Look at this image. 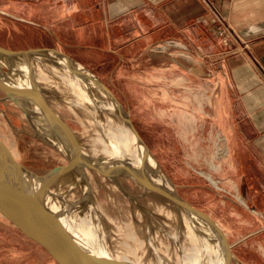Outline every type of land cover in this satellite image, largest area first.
<instances>
[{
  "label": "rangeland",
  "instance_id": "rangeland-1",
  "mask_svg": "<svg viewBox=\"0 0 264 264\" xmlns=\"http://www.w3.org/2000/svg\"><path fill=\"white\" fill-rule=\"evenodd\" d=\"M96 3L0 0V45L15 50L56 48L85 65L128 111L168 183L222 228L234 254L233 264H264V210L245 198L237 166L229 159L223 121L216 117L219 93L215 95L213 78L203 64L206 57L192 55L176 40H134L142 32L133 19H124L118 33L116 22L106 19L105 8ZM43 57L31 59L42 93L72 127L83 149L92 153L95 140L105 135L106 119L94 104H77L78 98L60 76L37 67ZM0 58L4 74L6 70L10 74L8 58ZM12 76L29 81L24 71ZM25 104L30 113L0 87V138L19 162L43 175L67 164L73 153L69 145H57L33 100L26 98ZM30 120L49 130L45 137L36 133ZM87 169L91 183L77 181V168L52 184L51 199L59 207L70 205L66 213L72 224L96 202L109 255L126 264H182L186 251L198 245L173 202L144 193L130 176L119 175L125 187L121 190L109 176ZM54 193L61 194L59 200ZM0 264L58 263L0 213Z\"/></svg>",
  "mask_w": 264,
  "mask_h": 264
},
{
  "label": "crops",
  "instance_id": "crops-1",
  "mask_svg": "<svg viewBox=\"0 0 264 264\" xmlns=\"http://www.w3.org/2000/svg\"><path fill=\"white\" fill-rule=\"evenodd\" d=\"M96 4L105 8L106 19L116 22L118 33L124 19H133L142 32L134 40H176L192 55L206 57L203 64L213 78L215 95L219 93L216 117L223 121L229 159L237 166L245 198L264 210V0H97ZM223 26L229 28L227 44L220 33Z\"/></svg>",
  "mask_w": 264,
  "mask_h": 264
},
{
  "label": "water",
  "instance_id": "water-1",
  "mask_svg": "<svg viewBox=\"0 0 264 264\" xmlns=\"http://www.w3.org/2000/svg\"><path fill=\"white\" fill-rule=\"evenodd\" d=\"M47 52H51L55 56L75 66L79 64L88 72L87 77L94 82L95 87L106 93L115 102L119 113L125 118L133 131L138 145L143 147L145 156L152 163L150 170H147L145 167L134 169L130 171L131 175L150 184V188L161 194L164 198L175 203L188 214L196 216L205 222L220 239L221 248L227 256L226 264H233L234 254L222 228L211 215L193 206L168 183L162 175L159 164L152 154L151 149L131 120L128 111L115 94L91 70L72 56L56 48L34 47L15 50L0 45V57L6 58L23 57L31 61L33 57L47 54ZM29 79V82H31L30 86L25 84L16 88L11 85H5L0 77V87L9 98L15 99L18 105L27 113H30L31 110L26 108V98L33 100L34 103H38L39 105L35 106L34 109L38 113L41 112L46 125L53 132L55 131L59 134L55 128V124L64 126L62 121L52 107L43 103L42 96L40 100H36L40 90L36 85L34 74ZM65 128L68 132L69 139L67 138L65 140L64 137L63 141L66 145L72 146L71 149L76 150L77 153H74L69 158L67 164L49 169L43 175H38L30 171L24 164L19 162L13 156L5 142L0 138V213L11 224L17 227L24 236L45 249L58 264H126L119 259L99 252V250L78 238L72 229L75 228L76 223L74 222L72 224L71 219L67 218L66 212L69 207L63 208L57 206V209H53V203L56 202L51 199V186L59 176H63L73 169H76V157H78L80 162L78 164L79 168L89 167L108 175L96 163L90 161L86 154L85 158L82 156L80 150L81 144H79L77 138L75 139V133L67 125ZM61 138L63 139V137ZM158 176L162 178V183H159L155 179Z\"/></svg>",
  "mask_w": 264,
  "mask_h": 264
},
{
  "label": "bare ground",
  "instance_id": "bare-ground-1",
  "mask_svg": "<svg viewBox=\"0 0 264 264\" xmlns=\"http://www.w3.org/2000/svg\"><path fill=\"white\" fill-rule=\"evenodd\" d=\"M40 56H44L45 58L43 57L39 59V63L37 62V67L39 66L46 70H51L55 74L60 76L64 80L63 82H65L68 89H71V91L74 92L73 95L75 96V98L76 99L78 98L76 101L77 104L88 105L89 107H90V104L91 105L94 104L96 109L101 110V114H103V117L106 119L105 125L107 126V129L104 132L105 133L104 137L100 135L99 138L95 140V141H98L97 144L103 145L102 149L101 150L98 149L100 145L97 146L96 144L94 145V149L92 148V153H87L83 149V146H81L80 150H81L82 156L85 158V154H86L89 160L92 161L93 163H96L100 169H103L104 172L108 174V175L106 174L104 175L109 176L113 181H115L116 185L121 190H124L125 187L121 179L119 178L120 177L119 175H126V176L132 177L136 183H139L140 185H142L144 189V193L155 194V196H158L159 198H163L161 194H159L158 192L150 188L149 186L150 184L145 183L143 180L135 178L133 177V175H131L130 171H133L134 169H141L142 167H145L147 170H150L152 168V163L150 159L145 156L143 147L138 145L137 139L133 131L129 127L125 118L119 113L118 107L115 104V102L106 93L102 92L101 90L95 87L94 82L91 81L87 77L88 72L83 67H81L79 64L75 66L65 61L64 59L55 56L51 52L49 53L47 52V54L40 55ZM46 58L47 59L49 58V59L47 60ZM1 60H3V58H0V77L2 81L5 83V85H11L16 88L21 87L25 84L29 86L31 85V82H29L30 79L29 81L27 80L28 81L27 82L24 79L16 80L12 76V72L14 74L17 72L24 71L25 74H27L30 78L32 74H34V70H33L34 66L31 61L25 59L26 62L20 63L19 61L16 60V58H8L6 59V62L8 63L10 74H7V70L5 71V74H4L5 69L2 68ZM1 74L4 76V79H3V76H1ZM43 78L46 79V77H43ZM36 85L38 86L40 90L39 96L38 98H36V100L37 99L40 100L42 96L43 103L46 105L47 104L49 105L48 100L43 94L44 90L42 89L41 85L39 84L37 80H36ZM10 100L13 101L14 104L16 105L18 104L15 99L10 98ZM38 105H39L38 103H35V106H38ZM54 112L59 117V119L62 121L65 127L67 125L69 128L72 129V127L68 125V122L63 117H61L57 111L54 110ZM39 114L43 116L41 112H39ZM109 114H111L112 117ZM33 120H30V121H31V124L34 126L33 128H35L34 130L36 131V133L42 137L43 136L45 137V134L48 133L49 130L42 129L40 127L41 125H39L41 123L37 124L39 126H36L35 124H33L32 122ZM96 123H98L99 125L100 122L97 121ZM64 126L60 124L59 125L55 124V128L57 129L60 135L57 134V132L52 131L51 136H53V139L54 138L56 139L57 145L58 144H60L61 146L66 145L64 144L63 140H64V137H65V140H67L68 132L65 130L66 128ZM61 137H63V139ZM76 138L77 137H75V139ZM71 151L73 155L74 153H77L76 150L71 149ZM11 153L13 154L14 157L16 156L13 149H11ZM15 158L18 159L17 156ZM79 163L80 162L78 160V157H76L75 165H76V170L78 168V172H79L77 181L80 180L81 182L83 181L87 183L90 182V177L88 174L87 167H84V168L81 167L82 168L81 169L79 168V165H78ZM80 169L81 171H79ZM60 177L61 176H59V178ZM155 179L159 181V183L163 182L160 176L156 177ZM214 184L216 185L217 181H214ZM90 190H91V187H90ZM88 192L89 191H87L86 193L87 195L89 194ZM54 194H55L54 195L55 198L57 199L58 197L61 196L60 193H59L60 195L57 193H54ZM81 202L84 203V200H82ZM57 206L58 205L56 203H53V209H57ZM174 206L176 210H180L181 212H183L182 216L184 217V222L188 225V228L190 229L189 234L192 235L194 237V240H196V242L198 243V245L192 246L190 250L186 251L183 260H181L183 261L182 264H226L227 256L224 254V251L221 248V245H220L221 242L218 236L207 226L205 222L201 221L196 216H192L188 214L185 210H183L182 208H179L175 203H174ZM98 210H99V207L97 203L96 202L93 203V207L91 211L89 213H86L84 217L78 218L75 228H72V229L75 235L81 240L85 241L86 244L99 250V252L101 253L109 255L107 251L108 249V245H107L108 240L106 236L107 234L104 232L102 228V224L98 222L96 218L97 217L96 214Z\"/></svg>",
  "mask_w": 264,
  "mask_h": 264
},
{
  "label": "built area",
  "instance_id": "built-area-1",
  "mask_svg": "<svg viewBox=\"0 0 264 264\" xmlns=\"http://www.w3.org/2000/svg\"><path fill=\"white\" fill-rule=\"evenodd\" d=\"M216 16H217V18L222 19L221 15H220L219 13H216ZM220 33H221V35H223V42L227 44V43H228V33H229V28L223 26V27L221 28Z\"/></svg>",
  "mask_w": 264,
  "mask_h": 264
}]
</instances>
